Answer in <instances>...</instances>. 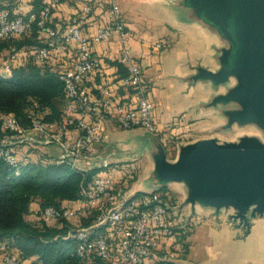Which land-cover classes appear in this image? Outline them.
<instances>
[{
    "label": "built area",
    "instance_id": "1",
    "mask_svg": "<svg viewBox=\"0 0 264 264\" xmlns=\"http://www.w3.org/2000/svg\"><path fill=\"white\" fill-rule=\"evenodd\" d=\"M92 9L91 3L84 7L87 13ZM51 18L50 5L44 6L39 15L35 12L25 15L8 7H0V38L8 39L31 31L36 20L38 32L48 35L45 44L33 47L36 60L45 61L53 47L60 51L67 50L71 43H76L77 47L72 64L60 73V79L70 98L66 107L68 114L63 121L47 120L39 110L37 101L26 112L28 127L23 126L13 113L6 114L3 118L0 125V155L16 173L22 162L12 146L16 142L6 140L2 134L4 130L23 133L18 139L20 141L30 139L56 145L59 153L54 160L69 163L82 172L87 171L82 162L87 161L88 150L103 137L106 120H111L122 128L143 126L154 133L160 131L144 64L133 55L128 42L127 24L119 4L112 2L108 22L99 25L93 34L85 33L75 23L58 32L50 23ZM113 38L121 45L118 61L125 68V75L117 81V85L134 94L132 105L122 101L116 88L110 84L99 88L96 95L91 93L86 84L91 72L100 70L103 65L101 56L93 52L92 44L107 42ZM157 45L161 47L163 44L158 42ZM18 59L19 51L13 47L4 61V71L10 73ZM32 131L41 135L36 136ZM160 137L164 143L169 141L167 133H162ZM105 165L108 163L105 162ZM173 204L172 196L169 194L164 197L158 188L130 193L118 190L114 176L109 171L101 170L90 179H83L81 195L74 203L48 205L43 209L42 215L45 220L51 221L77 217L87 210L93 211L92 223L72 227L66 235L76 238L78 255L83 258L93 250L104 259V264H144L145 259L151 256L164 238L172 240L180 255L189 252L188 231L191 226H188L189 222L176 226L170 212ZM103 227L112 230V243ZM0 264L45 263L37 256L18 254L10 250L6 242L0 241Z\"/></svg>",
    "mask_w": 264,
    "mask_h": 264
},
{
    "label": "crops",
    "instance_id": "2",
    "mask_svg": "<svg viewBox=\"0 0 264 264\" xmlns=\"http://www.w3.org/2000/svg\"><path fill=\"white\" fill-rule=\"evenodd\" d=\"M113 1L119 4L122 16L126 21L128 42L133 55L144 64L160 131L154 133L143 126L121 128L113 121L106 120L102 139L92 145L87 152V161L90 164L83 161L82 166L86 170L109 171L115 178L118 190L129 193L150 191L149 189L133 187L132 183L123 180V176L120 178L116 175L120 173L119 170H122L124 174L126 172L132 174L134 170H148L152 176L155 169L154 152L157 150L160 132H172L177 134L176 136L185 135V132L192 127L188 119H194L196 127L202 130L209 129L215 124L214 121L212 123L207 118L206 107L201 106V103L206 102L211 94L210 89L204 90L205 84L203 82H197V89H200V93L192 88L190 94H186L187 98H182L180 93L166 94L161 91L159 84L161 72L163 73L164 68L170 67L173 62L178 64L183 79H187V74L193 71L196 64L217 70L220 67L219 56L222 48L227 46V40L215 27L210 26L200 18H195L194 11L180 4L177 0H58L55 1L52 13V25L60 32L67 25L75 23L80 25L85 33L93 34L99 25L108 22L109 9ZM88 3L93 5V9L89 13L84 10ZM32 9L33 0H16L15 10L18 13L25 14ZM43 35L46 41L48 35L46 33ZM160 41L163 45L158 47L157 44ZM29 47L23 46L19 49L20 61L32 53L34 46ZM120 47L121 45L116 38L107 42L92 44L93 52L101 56L103 65L97 73L88 76L86 84L91 93L96 95L99 93L101 83H108L116 88L122 101L132 105L135 99L134 94L117 85L121 74V65L118 62ZM8 53V47L0 51V70L3 69V62ZM209 84L211 86L210 81ZM181 113L184 114V117L179 118L177 115ZM72 133L74 134L75 130ZM203 137H210V135H201L186 141ZM126 140L128 141L126 142ZM13 141L21 145L23 144L21 142L26 141L28 144L31 140L14 139ZM119 144H125L126 149H120ZM44 145V151H49L55 156L58 155L59 149L56 145L45 143ZM142 145L144 146L143 160L136 162L133 161L134 158L130 161L124 158L125 151L130 147V150H134ZM24 147L20 146L21 151H24ZM176 156L175 152L174 158ZM105 162L108 165H105ZM149 184L153 187L152 190L160 187L155 178H152ZM165 186L169 188L171 196H173L174 204L170 212L176 226H183L186 217L196 214L194 217L196 219L190 220V222L194 220L189 237L190 249L188 254L180 255L172 240L164 238L151 256L145 259L144 264H215L216 255L223 240L228 241L234 248L237 246L240 242L241 230L232 227L227 221L218 223L211 215L213 212L211 207L196 203L195 209H193L190 202H185L188 196V188L184 182L172 181ZM32 205L35 207L37 203ZM260 226H264V218H258L252 230H257ZM257 235L264 241L263 231L260 230ZM254 263L257 264V261Z\"/></svg>",
    "mask_w": 264,
    "mask_h": 264
},
{
    "label": "trees",
    "instance_id": "3",
    "mask_svg": "<svg viewBox=\"0 0 264 264\" xmlns=\"http://www.w3.org/2000/svg\"><path fill=\"white\" fill-rule=\"evenodd\" d=\"M46 5H50L53 13L55 0H33V9L28 13L35 12L39 15ZM0 7L15 10L16 0H0ZM50 23L52 24V20ZM34 24L33 30L21 36L0 38V51L9 48L5 59L13 47L19 51L23 46L45 44V33L38 32L37 20ZM76 49V43H71L65 51L53 47L48 58L42 62L36 60L32 50L28 57L14 62L10 73L0 70V125L6 114L13 113L23 126L28 127L26 112L33 106L34 101L39 103V110L47 120L63 121L68 114L66 107L70 98L60 79V73L72 64ZM119 64V78H122L125 68ZM108 85L101 83L99 88ZM32 133L41 135L36 131ZM2 134L6 140L23 136V133L7 130ZM21 143L23 144H12L22 162L18 173L0 155V241L6 242L8 248L18 254L41 258L45 264H104V259L93 250L85 257H80L76 250V238L66 237L70 228L92 223L93 211L87 210L77 217L51 221L45 220L42 215L43 209L48 205L74 203L81 195L83 179H90L97 170L82 172L69 163L56 162L55 154L43 150L44 143ZM20 146H25L24 151H21ZM158 190L164 197L171 195L167 186ZM33 203L37 205L33 207ZM104 231L112 243V230L105 228Z\"/></svg>",
    "mask_w": 264,
    "mask_h": 264
},
{
    "label": "water",
    "instance_id": "4",
    "mask_svg": "<svg viewBox=\"0 0 264 264\" xmlns=\"http://www.w3.org/2000/svg\"><path fill=\"white\" fill-rule=\"evenodd\" d=\"M215 27L229 42L221 50L217 70L198 66L196 79L214 85L232 76L238 83L217 94L212 103L239 101L238 110H228L229 124L257 121L264 127V0H179ZM210 103V102H209ZM157 184L184 182L185 202L215 208L233 206L230 214L249 230L251 216L264 214V143L255 136L221 142L216 137L200 138L181 146L173 161L162 144L154 152Z\"/></svg>",
    "mask_w": 264,
    "mask_h": 264
},
{
    "label": "rangeland",
    "instance_id": "5",
    "mask_svg": "<svg viewBox=\"0 0 264 264\" xmlns=\"http://www.w3.org/2000/svg\"><path fill=\"white\" fill-rule=\"evenodd\" d=\"M179 1V0H177ZM194 17L199 19V17L194 13ZM161 42V41H160ZM163 44V43H162ZM227 46H229L228 40L226 41ZM185 59V58H182ZM165 61V59H164ZM165 65L167 66V63L165 62ZM198 66H204L202 64H196L195 67H193V71L189 72L187 74V79L182 78V72L176 63H171L170 67L164 68L163 73L161 72L159 76V84L161 91L168 94V93H180V96L182 98H187L186 94H190V90L192 88L195 89L196 92L200 93V89H197V82H203L205 84L203 86L204 90L210 89L211 94L209 95L206 102H202L201 106L206 107L205 112L207 118L213 123L214 126L209 127V129H200L199 127H196V123H194V119H188L190 122V125L193 127H190L184 134H181V136H176L177 134L172 132H166L169 135V141L164 143L162 140H160V137H158L157 143L162 144L166 151L167 159L169 161H173L175 158V152L178 154L179 149L182 145L187 144L189 142L196 141L198 139L192 140V141H186L188 139L192 138H198L201 135H210V137H216L219 141H240L243 136H255L260 139L261 142L264 143V127H262L259 122L257 121H248L246 123H239V122H233L229 124V118L230 115L228 113V110H238V108L242 107V104L239 101H231L229 103L223 104H213L212 100L213 98L219 94L227 92L230 88L235 86L238 83V78L235 76H232L228 81L225 83H221L219 85H214L209 79L200 78L196 79V75L198 74ZM207 67V66H204ZM211 69V68H210ZM187 83H185V82ZM209 81L211 82V86L209 84ZM175 93V95H176ZM156 98V97H155ZM210 102V103H209ZM215 108H218L217 110ZM179 118L184 117V114L181 113ZM120 127V126H119ZM169 127V126H168ZM122 128V127H121ZM163 132H160V135H162ZM189 135H186L188 134ZM122 138V137H121ZM207 138V137H203ZM200 139V138H199ZM120 140V136H119ZM128 140H126L127 142ZM128 147V146H127ZM120 149H126L125 144H119ZM131 148V147H130ZM130 148L125 151L124 158L128 159L129 161L133 159L136 162L143 160V154H144V146H139L135 148L134 150ZM130 157V158H129ZM173 157V158H170ZM120 173H118L116 176H120V178L123 176V180H126L130 184L132 183L133 187H140L142 189H149L150 191L153 189L152 186H150L149 182L152 178H156L153 173L152 176L148 170H134L132 174L129 172H124L119 170ZM123 173V174H122ZM122 174V175H120ZM128 174V175H127ZM213 208V207H211ZM213 212L211 215H213V218L218 221V223L222 221H227L228 224H230L232 227L239 228L240 235L239 240L240 242L237 244V246L234 248L228 241L223 240L220 244L218 251V254L216 255L215 264H255L254 261H257V264H264V241L261 240V238H258L260 230L264 232V226H260L257 230H252V227L255 223V221L258 218H264V214H257L255 216H251L249 211V220H250V227L249 230H247L246 227H244L240 223V219L238 218L235 220L233 217L230 216V214H233L235 212V209L233 206L230 207H222L220 212L216 213ZM196 214H192L190 217H186V223H188V226H193L194 223L192 218L196 217ZM204 217V216H203ZM196 219V218H194ZM202 219V218H201ZM190 223H192L190 225ZM191 230V229H190ZM188 231V236L190 237L191 231ZM188 237V239H189ZM190 243V240H189Z\"/></svg>",
    "mask_w": 264,
    "mask_h": 264
}]
</instances>
